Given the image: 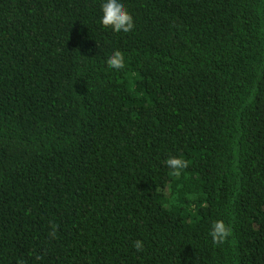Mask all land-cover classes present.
Wrapping results in <instances>:
<instances>
[{
	"label": "trees",
	"instance_id": "trees-1",
	"mask_svg": "<svg viewBox=\"0 0 264 264\" xmlns=\"http://www.w3.org/2000/svg\"><path fill=\"white\" fill-rule=\"evenodd\" d=\"M122 2L0 0V264H264V0Z\"/></svg>",
	"mask_w": 264,
	"mask_h": 264
},
{
	"label": "clouds",
	"instance_id": "clouds-1",
	"mask_svg": "<svg viewBox=\"0 0 264 264\" xmlns=\"http://www.w3.org/2000/svg\"><path fill=\"white\" fill-rule=\"evenodd\" d=\"M103 15L101 17V24L111 25L117 31L128 32L132 28V18L126 12L122 0H104L101 5ZM108 63L113 68H120L123 64L122 54L114 53L109 57ZM169 168L179 169L184 166V161L180 158L171 157L166 161ZM227 228L222 221H217L213 225V231L210 233L213 240H223L227 235ZM135 247L139 250L142 247L141 241H136Z\"/></svg>",
	"mask_w": 264,
	"mask_h": 264
}]
</instances>
